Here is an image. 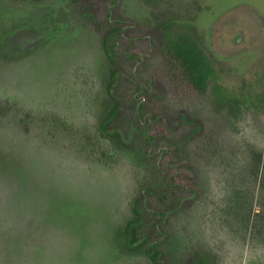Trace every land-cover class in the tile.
Returning <instances> with one entry per match:
<instances>
[{"label": "rangeland", "instance_id": "obj_1", "mask_svg": "<svg viewBox=\"0 0 264 264\" xmlns=\"http://www.w3.org/2000/svg\"><path fill=\"white\" fill-rule=\"evenodd\" d=\"M88 13L119 27L113 84ZM246 18L254 30L235 43ZM163 27L194 44L199 87ZM165 166L194 193L170 187ZM145 190L153 206L167 196L169 264H264V0H0V264H159L151 227L128 233Z\"/></svg>", "mask_w": 264, "mask_h": 264}, {"label": "trees", "instance_id": "obj_2", "mask_svg": "<svg viewBox=\"0 0 264 264\" xmlns=\"http://www.w3.org/2000/svg\"><path fill=\"white\" fill-rule=\"evenodd\" d=\"M115 2V0H113ZM85 16V15H84ZM87 18V21L94 27L95 31L99 33H104V39H103V48L105 50V54L107 58L109 59V62L112 66V75H111V83H115L117 80V74L119 72V57L117 53V49L120 46V38H116L115 34L117 33L118 26L124 27L122 31L124 34H127L128 37L130 36L128 33H130L131 28H133L129 22H126L125 20H116V16L112 13V9L108 10L107 12V18L112 20L116 25V28H110L109 30L104 31L105 27L101 26L99 22L97 21V18L93 14H87L85 16ZM167 28L163 27L161 29L162 34L164 36V40L167 46L168 54L171 59L174 60L175 63H177L178 67L177 70L181 71L183 75H185L190 83L192 85H195L199 87L200 85L203 84V74L200 71V63L203 61L201 60V57L199 54L196 53L194 44L192 42H185L182 41L180 43H175L172 42L167 36ZM157 30H149L147 32V36L144 40L150 42L149 37L156 35ZM132 38V41L134 40V37ZM130 58H136L138 59V55L129 53ZM129 57H127L128 59ZM126 60V59H125ZM139 60V59H138ZM112 84L108 85V87L111 89ZM139 101L134 102L137 103L133 107L137 108L139 111V118H142L143 120L149 119V117L145 114V106L142 102ZM115 106L114 109H112L109 114L105 117V119L101 122L100 124V130L101 132L106 135L112 130H114L118 126V118L121 115V111L119 110V106H121L120 102H118L116 99L114 100ZM145 136V140L148 144V146L152 145L153 142H155L158 138H160V135H150L147 133H143L142 136ZM161 154L163 156H166L168 154L167 151L163 150L161 151ZM184 166L183 163H180L177 165V168L181 169ZM171 170V167L169 168L168 166L163 169L166 173V178L167 181L170 185V187H173L175 189L185 191V192H191L194 193L193 189L190 187H187L185 184H180L177 180V178L174 177V174L170 173L168 170ZM174 170V169H173ZM172 170V172H173ZM153 195V192L151 190H145V194L141 195L140 198L137 200V205L138 207L140 205H144L146 209L145 215H139L138 210H135L134 212L138 214V217L135 218L134 220H131L128 223V226L134 227L129 230L128 228V233L129 236L133 237L138 233L137 229H141L142 227H145L144 225L148 224V227H151V229H147V234L146 236L148 237H155L154 240H152L147 247V251L150 252L151 257L154 261H156L159 264H169L167 262L166 256L164 254L163 248H162V242L164 240V227H165V221L167 219V213L165 212L167 210V203H165V200L167 199V196L162 193V196L160 197L159 204L157 206H153L150 200L147 198V196ZM167 207V208H166ZM148 208L152 209L153 212L149 216L147 215ZM147 228V227H146ZM196 261L192 260L190 262H187L186 264H195Z\"/></svg>", "mask_w": 264, "mask_h": 264}, {"label": "flooded vegetation", "instance_id": "obj_3", "mask_svg": "<svg viewBox=\"0 0 264 264\" xmlns=\"http://www.w3.org/2000/svg\"><path fill=\"white\" fill-rule=\"evenodd\" d=\"M253 15H248L247 17L249 18V17H252ZM247 19V18H246ZM254 19V18H253ZM252 21L250 20V19H247L245 22H242L241 23V25H244L246 28H244L242 31H241V34L239 35V37H238V39L235 41V43H239V42H241L244 38H245V36L246 35H248V33L251 31V29L252 30H254L253 29V27H252ZM233 43H234V41H232ZM138 57H140L139 55H138ZM139 59V58H138ZM148 82H150V84L148 85V84H144L141 88H138V94L140 93V92H144L145 90H150V88H152V82H153V80H152V78H151V76H148V78L146 79Z\"/></svg>", "mask_w": 264, "mask_h": 264}]
</instances>
